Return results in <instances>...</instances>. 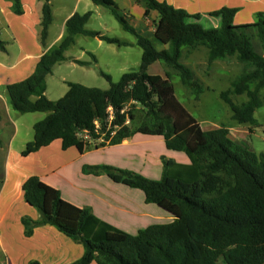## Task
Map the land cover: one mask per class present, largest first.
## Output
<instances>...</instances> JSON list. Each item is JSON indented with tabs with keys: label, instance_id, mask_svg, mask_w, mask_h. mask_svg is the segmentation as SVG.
Instances as JSON below:
<instances>
[{
	"label": "trees",
	"instance_id": "16d2710c",
	"mask_svg": "<svg viewBox=\"0 0 264 264\" xmlns=\"http://www.w3.org/2000/svg\"><path fill=\"white\" fill-rule=\"evenodd\" d=\"M91 1L107 8L122 30L135 38L141 50L139 66L115 82L100 72L108 82L107 89L67 82L65 94L50 101L45 96L46 77L56 64L68 60L64 52L75 36L98 38L118 47L127 45L87 30L90 12L73 14L65 23L60 43L40 57L33 73L6 87L15 112L48 113L33 125V139L21 155L36 152L54 140H60L62 150L75 147L82 152L89 141L100 140L94 144L99 148L120 144L135 134L161 136L166 149L184 153L189 164L161 157L158 180L109 165L84 166L82 171L103 174L114 183L139 189L146 203L165 210L173 220L130 235L97 219L90 208L64 201L58 190L31 176L23 183L22 193L39 218L21 220L24 235L49 225L80 243L83 254L70 264H217L220 258L225 264H264V151L257 154L244 140L232 141L224 127L202 131L174 96L169 78L147 73L149 65L160 61L177 72L185 85L196 88L197 95L199 85L179 62L182 46H207L208 69L214 62L227 65L234 59L246 70L231 83L222 100L235 122L253 125L254 113L262 105L259 92L264 89V17L257 14L251 24L234 25L235 10L222 8L212 13L220 17L219 26L204 29L188 21L199 19L197 15L190 16L166 2L135 0L143 7L144 16L150 11L157 13L154 38L167 46L157 50L150 39L136 33L112 0ZM42 2L39 39L44 47L53 17L50 0ZM12 9L21 13L19 0H12ZM5 51L6 43L0 39V52ZM243 94L244 103H233L231 97ZM82 133L89 141L80 138Z\"/></svg>",
	"mask_w": 264,
	"mask_h": 264
},
{
	"label": "crops",
	"instance_id": "0c3cea01",
	"mask_svg": "<svg viewBox=\"0 0 264 264\" xmlns=\"http://www.w3.org/2000/svg\"><path fill=\"white\" fill-rule=\"evenodd\" d=\"M19 1L21 13L15 14L12 0H0V39L6 43V51L0 52V264H30V262L70 264L83 254L80 243L64 236L49 225L35 227L30 236L24 235L21 220L28 218L35 221L39 218L36 209L24 201L22 193L23 183L31 176L38 177L46 185L58 190L64 201L79 208H90L97 219L130 235H135L139 230L151 225L172 222L173 216L155 204L146 203L144 194L139 189L114 183L103 174H86L82 171L84 166L109 165L132 171L148 179L158 180L162 173L161 157L171 159L178 164H189L184 153L167 150L161 136L135 134L120 144L96 148L94 144L100 140L91 142L86 134L82 133L79 135L80 138L89 141V146L82 152L75 147L62 150L60 140H54L36 152L27 156L21 155L26 144L33 139V125L43 120L48 113L15 112L10 107L6 87L25 80L33 73L40 57L60 43L65 33V23L73 14L82 15L90 12L91 16L87 24L92 18H96L98 25L101 26L100 29L86 27V24L87 30L104 35L107 29L101 25V6L94 5L91 0H50L53 20L48 28L45 45L42 47L39 34L43 2L42 0ZM112 1L137 34L150 39L157 50L167 48L154 38L155 23L158 19L155 11H150L144 16L143 7L136 4L135 0ZM157 1L184 10L190 16H199L197 20L188 21L204 23L208 29L219 26L220 17L212 16V13L222 8L235 10L234 25L251 24L257 14L264 17V0ZM53 27L58 28L54 33L51 32ZM93 39L100 41L98 38ZM119 40L127 44L120 47L133 49L136 46L135 38ZM180 51L179 62L190 70L194 81L200 87L197 95L196 88L185 85L177 72L160 61L149 65L147 73L164 79L169 78L173 89L172 80L178 79L186 91V97H192L197 103L209 94H215L222 100V95L230 89L231 83L236 78L230 82L227 89L216 91L214 85L218 80L215 72L208 69L207 46H182ZM87 53L92 54L89 51ZM64 57L67 58L65 55ZM82 62L88 63V66L91 64L89 61ZM61 63L56 64L53 69ZM152 68L154 73L150 72ZM211 68L223 72L241 68L239 74L246 70L243 65L232 69L230 65L222 62L212 63ZM53 69L45 80V96L48 99L47 79L52 76ZM119 71L120 76L126 73L122 70V66ZM61 81L64 83L63 79ZM66 91L67 86H62L59 97L51 101L58 100ZM263 91L264 89L259 92L261 101ZM238 97L241 99L231 97L236 105L246 101L245 94ZM228 119L229 121L225 123L195 120L202 131L226 128L228 137L232 141L246 140L250 134L249 128L253 129L258 125L255 117L253 125L238 124L232 119L230 108Z\"/></svg>",
	"mask_w": 264,
	"mask_h": 264
},
{
	"label": "rangeland",
	"instance_id": "374dc122",
	"mask_svg": "<svg viewBox=\"0 0 264 264\" xmlns=\"http://www.w3.org/2000/svg\"><path fill=\"white\" fill-rule=\"evenodd\" d=\"M102 19L101 25L107 29L104 35L107 37H116L121 40H133L134 37L123 31L118 22L111 15L110 11L101 6ZM204 29H208L204 23H199ZM86 27L100 29L96 18H92ZM53 27L52 33L57 31ZM52 38V35L50 39ZM87 51L93 54L95 61H92ZM64 55L68 60L61 63L53 69L52 76L47 79V95L49 100H55L59 97V91L67 82L77 83L85 87L107 89L108 82L100 75V72L109 75L112 81H117L120 77L119 68L122 66L124 72L137 70L140 63V48L135 46L133 49L117 47L116 45L107 44L104 41H98L90 37L76 36L75 42L70 46ZM78 59L80 61H89L88 66H79L70 61ZM232 69H237L240 65L232 59L230 63ZM217 77L215 86L216 91L225 90L240 73L241 68L231 71H220L212 69ZM153 72V68L150 70ZM63 79L64 83L61 81ZM174 85V94L177 100L186 108L190 115L198 122L225 123L228 122L229 108L215 94H209L206 98L195 102L192 97H186V91L178 79L172 80ZM241 99V97H234ZM263 101L262 106L254 113L257 120V126L253 127L252 132L248 135L246 145L255 153L264 151V91L261 92ZM245 98H242V100ZM30 116V115H29ZM217 264H225L220 258Z\"/></svg>",
	"mask_w": 264,
	"mask_h": 264
}]
</instances>
